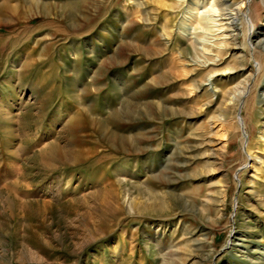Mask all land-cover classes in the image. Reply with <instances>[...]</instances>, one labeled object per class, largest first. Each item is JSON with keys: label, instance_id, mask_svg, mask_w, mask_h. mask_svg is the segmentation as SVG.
<instances>
[{"label": "rangeland", "instance_id": "1", "mask_svg": "<svg viewBox=\"0 0 264 264\" xmlns=\"http://www.w3.org/2000/svg\"><path fill=\"white\" fill-rule=\"evenodd\" d=\"M242 3L0 0V264H264V51L197 14Z\"/></svg>", "mask_w": 264, "mask_h": 264}, {"label": "bare ground", "instance_id": "2", "mask_svg": "<svg viewBox=\"0 0 264 264\" xmlns=\"http://www.w3.org/2000/svg\"><path fill=\"white\" fill-rule=\"evenodd\" d=\"M246 2H248V5L246 3H242L241 5V9L239 11L236 12V14H233L232 10H229V14L226 15L224 14V10L220 9V8H216L213 6H210L209 8L203 9L201 11H198V16H200L201 23L203 24L204 19L207 20L208 24L212 25L213 27H220V29H218L217 31H214V29H210L211 30V34L214 33H218V34H223L226 32H232L231 30H235L234 32L237 31V21L238 19L242 16V18L244 19L245 22V37L246 40H248V48H249V52L252 55H256L257 56V61H255V66H254V72H256V74L258 75L259 72L262 70V65L259 62V58L258 57H263V51H264V33L255 29L251 20V9L254 7V2L252 4L249 3V0H245ZM244 6V10L243 9ZM215 17V18H214ZM216 17H220L221 20H223L221 23H218L219 20H217ZM220 20V21H221ZM224 21H228L226 22V24H223ZM202 30H205V28L203 27ZM204 35H206L203 39V43L204 45L208 46V49H215V45H209V40L213 37H209V36H214L211 34H206L203 33ZM208 35V36H207ZM224 39H220V40H227V38L229 37H221ZM231 38H235V36H232ZM217 50V49H216ZM236 58H240L239 60L243 63V57H236ZM245 61H247V58L245 59ZM246 65V64H244ZM250 79L248 80V82L251 80L252 75H249ZM242 86L240 85H236L235 87L231 88L227 93L225 98L227 100H224L225 103V107L224 110H229L231 108L232 105V98H234L235 96H238V99L240 100L241 98H243L244 96V92H241ZM216 161L221 163V158L220 157H216Z\"/></svg>", "mask_w": 264, "mask_h": 264}]
</instances>
